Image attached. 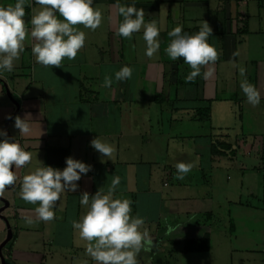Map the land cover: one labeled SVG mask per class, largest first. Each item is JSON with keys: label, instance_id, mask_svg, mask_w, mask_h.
<instances>
[{"label": "crops", "instance_id": "0c3cea01", "mask_svg": "<svg viewBox=\"0 0 264 264\" xmlns=\"http://www.w3.org/2000/svg\"><path fill=\"white\" fill-rule=\"evenodd\" d=\"M14 2L0 0V5ZM133 3L144 10L146 22L155 20L161 28L160 48L152 57L145 54L143 28L131 39L117 33L123 20L118 7ZM93 7L102 10V23L95 30L75 26L86 33V40L74 59L64 58L60 67L39 64L31 50L35 41L26 37L13 71L0 74V122L11 114L5 127H11L10 136L33 154L29 164L16 170L15 184L5 187L8 205L0 215L7 209L12 227L2 249L8 250L11 264H96L73 221L87 211L80 204L82 192L94 194L100 187L106 192L118 175L114 197L130 198L132 215L145 219L143 227L153 239L151 251L146 252L150 261L161 247L166 251L163 264L176 263L181 251L207 255L212 234L226 228L224 220L234 235L232 203L256 202L264 212V0H94ZM40 8L35 0L25 6L29 31L31 17ZM205 21L213 29L208 40L219 56L201 66L200 75L189 82L185 77L191 68L184 58L172 60L165 51L172 39L168 32L182 25L184 32L194 34ZM124 65L133 68L132 77L116 81L115 72ZM240 66L261 92L258 105L250 104L240 88ZM105 76L113 78L110 87L103 86ZM206 105L209 115L203 119L197 109ZM26 114L31 132L24 135L14 120ZM186 123L199 131L185 133ZM97 135L114 146L112 159L102 160L91 146ZM211 143L229 146L222 155L211 154ZM68 156L92 168L78 181L75 192L62 194L54 219L38 220L39 202L21 199L22 178L42 163L63 169ZM178 161L193 164L183 179L176 176ZM227 170H236L248 199L236 201L224 194L231 186L221 178ZM252 185L257 186L255 192ZM217 188L224 192L215 203ZM26 217H32L33 223H27ZM205 233L207 250L184 251V240ZM245 259H251L249 253Z\"/></svg>", "mask_w": 264, "mask_h": 264}, {"label": "clouds", "instance_id": "9594fccd", "mask_svg": "<svg viewBox=\"0 0 264 264\" xmlns=\"http://www.w3.org/2000/svg\"><path fill=\"white\" fill-rule=\"evenodd\" d=\"M31 0H15L14 3L0 5V74L11 72L14 62L19 59L25 48L26 37L35 41L32 44V54L36 62L44 66L60 67L64 58L69 60L77 56L83 48L86 33L76 25L95 30L103 20L100 8L93 7L94 0H35L41 8L31 17V29L26 26L25 6ZM59 12L63 19L57 16ZM118 13L123 17L119 23L117 33L121 37L131 39L133 34L142 28L143 39L146 42L145 54L152 57L160 48L161 28L155 20L145 21V13L135 4L120 5ZM213 33L210 24L205 21L197 32L188 34L182 25H177L168 32L171 41L166 47L167 55L176 60L184 58L191 71L185 77L186 81H194L201 73V66L214 63L219 52L209 43L208 37ZM133 68L122 66L115 72V80L122 81L132 77ZM243 79L240 88L247 101L253 106L261 101V92L246 76V68L239 67ZM211 74L206 71L204 76ZM113 83L111 76H105L103 86L110 87ZM6 118L11 119V114ZM14 126L19 133L27 135L31 132L30 114L23 118L15 117ZM0 195L6 186H12L17 181L16 170L29 164L33 154L26 147L9 137L5 129H0ZM91 146L101 154V159H112L115 148L102 140L98 135L90 141ZM66 166L61 169L42 163L22 178L21 199L36 204V219L50 221L55 218V207L66 191L75 192L79 188L78 181L92 168L80 159L68 156ZM14 166V167H13ZM176 176L183 179L193 164L178 161L175 163ZM120 184V177L114 175L107 191L100 187L94 194L82 192L80 204L87 211L80 220L73 221L74 229L78 230L82 240L87 241L86 252L96 264H141L138 259L141 251L149 252L153 247V239L147 228L145 219L139 215H132V200L130 198H116L114 193ZM26 222L33 223L32 217H26ZM168 231H173L169 226Z\"/></svg>", "mask_w": 264, "mask_h": 264}, {"label": "rangeland", "instance_id": "374dc122", "mask_svg": "<svg viewBox=\"0 0 264 264\" xmlns=\"http://www.w3.org/2000/svg\"><path fill=\"white\" fill-rule=\"evenodd\" d=\"M7 119V118H6ZM5 119V121H6ZM5 121L1 124L0 129H5L10 137L12 133L11 127H5ZM4 128H3V127ZM192 126V127H191ZM185 133H194L195 131H199V128L193 125L185 124ZM3 137H0L2 139ZM253 155H251V160ZM217 172H220L218 170ZM228 175V178L226 176ZM225 182H228L229 188L225 191L224 194L228 195V199L238 200L241 197V200L244 201L247 198L246 187L242 190L240 189V177L238 176L236 170L235 171H226L225 174L221 176ZM228 179V181L226 180ZM218 186L225 187V185H220L221 182H217ZM219 188V187H218ZM216 189L214 192L216 198V202H220V198L224 189L220 191ZM251 189L255 192L257 186L252 185ZM8 190H4L3 194L0 195V207L3 205L2 199H6L4 195ZM251 201H256L254 199H249ZM230 212H231V222L233 221L235 225L234 235L230 234V229H228V221L224 220L225 229L218 228L216 232L212 234V242H211V251L204 255L203 253H183L176 254V263L174 264H263L264 257V212L258 209V204L256 202H252L251 206H241L231 204ZM12 227V220L9 218V211L6 209L4 213L0 215V244L4 240L7 234V226L4 220V217ZM3 217V218H2ZM218 221V220H217ZM223 222V220H219L218 223ZM192 230V229H189ZM196 231V229H194ZM192 235V234H189ZM249 249V251H246ZM157 250L155 252L154 259L151 261L146 255V252L139 254V259L141 264H163L162 256H165L166 251ZM8 250L6 247L2 249V254L6 256L5 263L11 264L10 258L7 255ZM249 253L251 259L243 260L246 255ZM1 264V260H0ZM63 264H67L63 262Z\"/></svg>", "mask_w": 264, "mask_h": 264}, {"label": "trees", "instance_id": "16d2710c", "mask_svg": "<svg viewBox=\"0 0 264 264\" xmlns=\"http://www.w3.org/2000/svg\"><path fill=\"white\" fill-rule=\"evenodd\" d=\"M197 113L200 118H206L209 115V106L206 105L204 108L197 109ZM228 144L224 143H211V154L222 155L225 153V149H228ZM232 153V152H231ZM209 248V235L208 233L203 234L199 238H187L184 240V251L194 252V251H205Z\"/></svg>", "mask_w": 264, "mask_h": 264}, {"label": "water", "instance_id": "95a60500", "mask_svg": "<svg viewBox=\"0 0 264 264\" xmlns=\"http://www.w3.org/2000/svg\"><path fill=\"white\" fill-rule=\"evenodd\" d=\"M6 92L7 94L9 95V91L7 90L6 88ZM16 106H17V103H16ZM11 137V136H10ZM8 187H11V186H8ZM3 201V206L0 207V212L8 205V201L4 198L2 199ZM4 220L6 222V226H7V234L4 238V240L1 242L0 244V260H1V264H6L5 263V257L4 255L2 254V247L10 240L11 238V227H10V224L9 222L7 221V219L4 217Z\"/></svg>", "mask_w": 264, "mask_h": 264}]
</instances>
